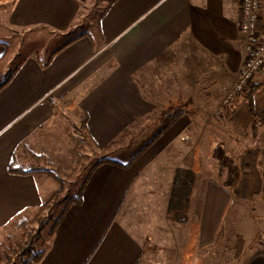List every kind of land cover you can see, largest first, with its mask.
Listing matches in <instances>:
<instances>
[{
  "label": "crops",
  "instance_id": "crops-1",
  "mask_svg": "<svg viewBox=\"0 0 264 264\" xmlns=\"http://www.w3.org/2000/svg\"><path fill=\"white\" fill-rule=\"evenodd\" d=\"M96 1L0 0V64L33 35L0 88V236L55 190L10 163L47 152L69 110L97 153L148 141L127 166L93 171L39 264H149L150 245L164 263L264 264V67L223 103L244 59L240 0H101L93 21ZM259 14L264 27V0ZM43 36L65 39L39 48ZM180 168L193 175L185 222L168 213Z\"/></svg>",
  "mask_w": 264,
  "mask_h": 264
},
{
  "label": "rangeland",
  "instance_id": "rangeland-1",
  "mask_svg": "<svg viewBox=\"0 0 264 264\" xmlns=\"http://www.w3.org/2000/svg\"><path fill=\"white\" fill-rule=\"evenodd\" d=\"M101 6V0H97L95 2V7L90 13L93 21L96 18L99 9L102 8ZM32 37L33 35H31L30 33L24 34L23 30V36L21 40L5 44L7 46V58L4 63L0 64V70L6 65V71L4 75L0 76V83L4 80L3 78L8 77V75L11 73V71H13L14 67L20 61L21 57H23L27 53L30 46L32 45ZM41 38L42 45H39V48L40 46L43 47V45L48 48H52L56 45L58 46L59 43L65 39V36L57 37L55 41L52 42H47L44 36ZM61 111L63 113V117L62 119L61 117L58 118L56 121L58 123L57 128L59 129L56 130L54 136L48 140L47 158L49 165L46 166L51 167L54 171L59 173L64 178L65 183L63 185V190L60 193L57 201L54 200V203H52L43 212L45 219L43 221V226L40 229H37L39 226V222H37L36 220H33L31 222L29 218H27V220H29L30 222L27 223L26 227L12 228L11 236H9V234L0 236V264H20L21 260L26 258L25 246L28 242H31V245L36 249H42L43 247H45L47 251L49 247H51L52 243V239L50 241V238H48L46 235L48 228L52 224L53 219L60 213L62 206L68 202L71 196L77 194L81 184L84 181L85 175L88 173L96 160L109 157L111 158V160L118 163H126L136 153H138L142 146L148 141L146 139L135 140V144L133 146L124 151L117 152L109 156L105 153H97V150L93 149L89 140L85 136L83 119L78 115H74L72 111L68 110V113H64V110ZM25 161L30 163L32 160L30 159V157L25 155ZM180 169L187 171L184 168ZM53 184L55 186H53L55 188V190L53 191L54 193L59 188V183L54 181ZM72 206L74 205H71V207ZM247 206L250 211L254 212L256 204H247ZM230 237L231 238H228V240L226 241L228 242L230 247L231 258L237 259L240 255L239 249L241 248L243 239L237 240V236L233 234ZM262 239H264V237H262ZM18 240H21V247L17 243ZM254 244L252 245L253 249ZM155 247H153V245H150L149 254L151 253L150 255L152 261H150L149 264H174L171 258L170 259L172 260V262L171 260L170 262L166 263H164L163 261H157L159 258L157 254L159 252L153 250V248L155 249ZM145 253L146 251H144V254Z\"/></svg>",
  "mask_w": 264,
  "mask_h": 264
},
{
  "label": "trees",
  "instance_id": "trees-1",
  "mask_svg": "<svg viewBox=\"0 0 264 264\" xmlns=\"http://www.w3.org/2000/svg\"><path fill=\"white\" fill-rule=\"evenodd\" d=\"M10 77H7L5 82L0 84V88L7 83ZM87 119L83 118V126L85 128L86 126ZM138 154H135L131 159L129 163H132L134 159L137 157ZM32 160L30 163H16V161H12L9 165V172L11 173H20V174H44L47 175L48 177L52 178L55 182L59 183V188L51 194L48 198L43 200L41 205L39 206L38 210L32 214V220H36L39 222V226L37 229H40L43 226V221L45 219V216L43 215V212L52 204L54 203V200L57 201L60 193L63 190V185L65 183L64 178L54 171L51 167H48L46 165L48 164V158H47V152L43 151L39 154H36L34 152H31L30 155L28 156ZM108 162H113V163H118L116 161H113L108 158H101L96 160V162L92 165L88 173L85 175L84 181L81 184L79 191L77 194L74 196H71L68 200L67 203H65L62 208L60 213L53 219L52 224L47 230V237L50 238L49 240L51 241L52 237L56 233L59 225L63 221L66 213L70 209L71 205H79L82 202V196H83V191L88 183L93 171L100 165ZM44 164V165H43ZM120 164V163H118ZM128 163L126 164H120L122 166H127ZM192 185H193V175L189 171H185L183 169H178L176 170L175 173V179L169 199V204H168V213L170 216V219L173 221L177 222H185L188 220V208H189V201H190V195L192 191ZM29 213V212H28ZM29 214L23 213L19 216H17L14 222V226L12 228L16 227H26L27 223L30 222L27 220V216ZM39 231V230H38ZM11 236V234L9 235ZM18 245L21 247V240L17 241ZM31 242H28L25 246V254L26 258L21 260L20 264H39L46 253V248L43 247L42 249H36L34 248Z\"/></svg>",
  "mask_w": 264,
  "mask_h": 264
},
{
  "label": "built area",
  "instance_id": "built-area-1",
  "mask_svg": "<svg viewBox=\"0 0 264 264\" xmlns=\"http://www.w3.org/2000/svg\"><path fill=\"white\" fill-rule=\"evenodd\" d=\"M262 3L263 0H240L239 31L244 59L235 82L225 92L224 104L249 90L255 74L264 67V27L259 14Z\"/></svg>",
  "mask_w": 264,
  "mask_h": 264
}]
</instances>
